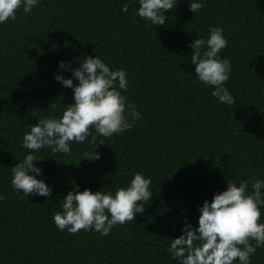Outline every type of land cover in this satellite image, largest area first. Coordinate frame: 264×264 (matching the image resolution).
I'll list each match as a JSON object with an SVG mask.
<instances>
[{
  "label": "trees",
  "instance_id": "trees-1",
  "mask_svg": "<svg viewBox=\"0 0 264 264\" xmlns=\"http://www.w3.org/2000/svg\"><path fill=\"white\" fill-rule=\"evenodd\" d=\"M192 2L204 7L192 13ZM138 8V0H39L0 24V264H179L167 249L185 221L198 226L206 200L227 181L247 180L249 193L253 181H264V0H176L161 26L137 16ZM212 27L228 41L219 56L232 65L224 87L233 105L212 97L191 64L189 45ZM95 56L127 72L122 95L140 118L108 138L90 129L69 154L23 148L29 126L60 117L74 102L72 89L54 77L77 85L72 70ZM93 152L100 158L86 160ZM27 154L43 160L34 166L50 197L12 188L10 169ZM135 172L151 178L152 198L134 221L107 236L56 228L53 215L70 191L115 194ZM250 264H264V246Z\"/></svg>",
  "mask_w": 264,
  "mask_h": 264
},
{
  "label": "clouds",
  "instance_id": "clouds-1",
  "mask_svg": "<svg viewBox=\"0 0 264 264\" xmlns=\"http://www.w3.org/2000/svg\"><path fill=\"white\" fill-rule=\"evenodd\" d=\"M39 0H0V24L8 20L15 21L16 12L21 7L30 13ZM136 13L152 25L166 23V12H170L176 0H138ZM204 5L192 2L189 11L197 13ZM127 11V8L124 9ZM223 29L212 27L207 39L197 38L189 47L193 49L191 64L195 66V76L214 90L212 97L219 103L233 105L234 97L224 87L227 83L231 62L221 59L219 53L227 47ZM70 67L59 63L60 69ZM72 79L61 75L54 78L63 87L71 88L73 103L65 106L58 118H43L23 135L22 146L30 153L43 148H50L53 154H69L70 143H84L91 135L90 129L103 137H112L129 130L133 122L140 118L134 104L128 103L122 92L127 90V72L122 69L112 70L102 59L95 56L85 57L79 67L72 70ZM53 107L55 105H52ZM96 136L92 135L91 143ZM86 160H98L96 152L85 153ZM43 161L34 154H27L21 162L10 169L11 186L22 197L39 195L51 196V188L42 180L41 170L34 166ZM151 178H145L140 172L133 173L127 187H119L115 194L78 188L70 191L63 199L61 211L53 215V222L60 231L67 230L76 234L81 230L99 232L107 236L116 225H124L135 220L137 213L145 211L144 205L152 198L149 188ZM244 180L237 185L227 181L226 190L213 194L199 208L198 226L193 228L185 221L182 235L172 239L167 251L179 264H250V257L256 249L264 246V223H260L261 206L264 205V181L251 183ZM3 199V197H0ZM253 241L255 242L253 244Z\"/></svg>",
  "mask_w": 264,
  "mask_h": 264
}]
</instances>
